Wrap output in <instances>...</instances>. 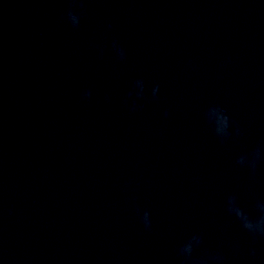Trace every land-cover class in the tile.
<instances>
[{"label":"water","instance_id":"water-1","mask_svg":"<svg viewBox=\"0 0 264 264\" xmlns=\"http://www.w3.org/2000/svg\"><path fill=\"white\" fill-rule=\"evenodd\" d=\"M0 264H264V0H0Z\"/></svg>","mask_w":264,"mask_h":264}]
</instances>
